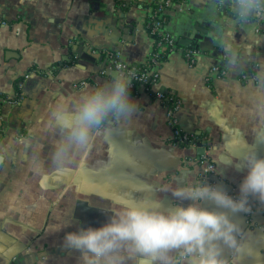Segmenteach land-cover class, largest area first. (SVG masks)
<instances>
[{"label":"crops","instance_id":"obj_1","mask_svg":"<svg viewBox=\"0 0 264 264\" xmlns=\"http://www.w3.org/2000/svg\"><path fill=\"white\" fill-rule=\"evenodd\" d=\"M150 1L0 0V149L7 150L0 163V264H81L78 253L62 246L65 232L99 227L122 208L157 210L156 201L167 207L176 203L173 190L201 184L197 150L174 145L158 93L181 101L179 128L204 141L215 169L209 184L238 193L243 173L227 165L255 147L264 18L238 21L231 0H222L216 22L214 0H183L169 11L163 29L175 41L199 45L191 48L194 63L183 56L190 47L167 53L155 67L157 82L132 95L138 110L130 121L109 125L110 134L97 137L67 171L52 162L59 139L48 125L52 107L109 82L115 71L108 53L136 67L155 51L145 26ZM226 43L238 53L236 66L228 63ZM249 201L251 212L231 217L241 232L239 251L225 250L228 264H264V202ZM173 255L177 264H189Z\"/></svg>","mask_w":264,"mask_h":264},{"label":"clouds","instance_id":"obj_2","mask_svg":"<svg viewBox=\"0 0 264 264\" xmlns=\"http://www.w3.org/2000/svg\"><path fill=\"white\" fill-rule=\"evenodd\" d=\"M231 3L238 21L264 18V0ZM226 52L228 63L236 66L239 56L230 43H226ZM131 78V73L117 71L109 82L52 107L48 125L59 135L52 154L57 171H67L77 155L92 148L97 137L109 135L113 122L134 117L138 102L131 94ZM258 79L264 88V72ZM253 116L254 149L227 165L243 173L235 197L221 184L178 187L171 193L176 203L164 207L156 201L157 210L122 208L99 227L79 226L65 232L62 246L78 253L81 264H128L129 260L135 264H177L174 253L187 258L189 264H228L225 250L239 251L237 236L241 232L231 217L247 212L252 198L264 202V155L259 153L264 147V99L256 104ZM6 151L0 149V163Z\"/></svg>","mask_w":264,"mask_h":264},{"label":"built area","instance_id":"obj_3","mask_svg":"<svg viewBox=\"0 0 264 264\" xmlns=\"http://www.w3.org/2000/svg\"><path fill=\"white\" fill-rule=\"evenodd\" d=\"M160 3V9L170 6V0H151L150 3ZM147 15L151 19V35L155 38L156 49L150 55L147 63L142 65L141 68L129 66L126 63L122 62L117 53H108L107 58L110 63V69H113L115 72L123 71L124 73H131V94L135 95L138 92L139 88H144L145 90H149L150 87L157 82V74L155 67L161 62L162 57H164L167 53L177 51L179 49L178 43L170 37L168 33H166L163 29L161 17L153 12L151 9L148 10ZM256 20L262 24L261 18H257ZM4 23L0 22V25ZM197 52L194 49L187 48L183 50V56L188 60L189 64L192 65L194 63V59ZM220 76V74L218 73ZM157 100L161 103L162 107L165 110V119L167 125L172 130L173 142L176 146H189L196 148L197 144L200 143L195 137L192 135L186 134L181 131L178 126V121L176 118V112L181 108V101L174 96L172 93H158L156 94ZM15 100V99H14ZM14 100H10L8 104H15ZM4 103L3 100L0 99V110L1 105ZM5 124L0 111V140L4 135ZM207 150L204 148V155L200 157L198 166H200L201 172V184H204L208 179L209 175L214 173V166L211 165L207 159ZM203 174V175H202ZM232 196H236L237 194L231 193ZM254 203L249 201L248 204V212H251L254 209Z\"/></svg>","mask_w":264,"mask_h":264},{"label":"water","instance_id":"obj_4","mask_svg":"<svg viewBox=\"0 0 264 264\" xmlns=\"http://www.w3.org/2000/svg\"><path fill=\"white\" fill-rule=\"evenodd\" d=\"M214 5H215V13L213 14V16L215 17V19H214V22H216L217 21V16L222 12V10H224V8H225V5H226V2H224V1H222V0H214ZM223 13V12H222ZM200 25L202 26V24L200 23ZM199 33H202V29H200L201 27H199V25H195V27H194ZM194 35V37L195 38H197L198 40L199 39H201V38H203V37H201L200 35H197V34H195V33H193ZM177 41V43H178V45H180V46H182V47H190V48H193V47H198L199 45L196 43V42H194V41H190V40H188V39H185V38H182V41H179L178 39H176ZM203 142L204 141H200V143H198L197 144V147H196V152H197V157L198 158H200L201 156H203L204 155V146H203ZM201 172H202V170L200 171V174H201ZM203 175V174H202ZM211 175H214V173L213 174H211ZM211 175H209L208 177H209V179L204 183V184H209L210 183V179H211ZM200 183H201V181H200Z\"/></svg>","mask_w":264,"mask_h":264},{"label":"trees","instance_id":"obj_5","mask_svg":"<svg viewBox=\"0 0 264 264\" xmlns=\"http://www.w3.org/2000/svg\"><path fill=\"white\" fill-rule=\"evenodd\" d=\"M182 1L183 0H170V6L161 8V9H160V3L152 2L148 5V9H151L153 12H156V14L161 17L162 26H164V23L168 17L169 11L181 5ZM145 26L149 31H151V19L148 15L146 16V19H145ZM141 66H136V67L141 68Z\"/></svg>","mask_w":264,"mask_h":264}]
</instances>
